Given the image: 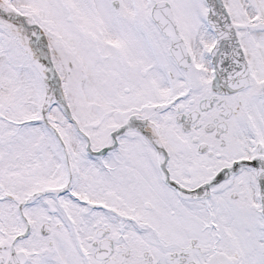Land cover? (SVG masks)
Returning a JSON list of instances; mask_svg holds the SVG:
<instances>
[{
    "label": "snow or ice",
    "instance_id": "snow-or-ice-1",
    "mask_svg": "<svg viewBox=\"0 0 264 264\" xmlns=\"http://www.w3.org/2000/svg\"><path fill=\"white\" fill-rule=\"evenodd\" d=\"M0 264H264V0H0Z\"/></svg>",
    "mask_w": 264,
    "mask_h": 264
}]
</instances>
